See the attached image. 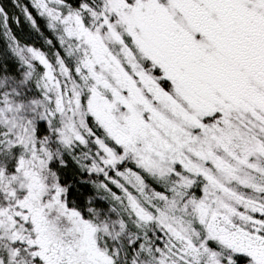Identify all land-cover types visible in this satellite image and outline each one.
<instances>
[{"label": "snow or ice", "instance_id": "obj_1", "mask_svg": "<svg viewBox=\"0 0 264 264\" xmlns=\"http://www.w3.org/2000/svg\"><path fill=\"white\" fill-rule=\"evenodd\" d=\"M0 29V264H264V0H0Z\"/></svg>", "mask_w": 264, "mask_h": 264}, {"label": "trees", "instance_id": "obj_2", "mask_svg": "<svg viewBox=\"0 0 264 264\" xmlns=\"http://www.w3.org/2000/svg\"><path fill=\"white\" fill-rule=\"evenodd\" d=\"M6 3L9 4V7H12V0H5ZM23 3H28L29 0H22ZM39 22L41 23V25L43 26L44 21L43 18H38ZM13 29L17 32V35L20 36L22 39L25 40V42H34L37 44V46H41L42 42L40 40V38L37 36L36 33H34L30 27L27 24H22L20 27H17L14 23H13ZM0 31H2V29H0ZM3 44V37L2 35H0V46H2Z\"/></svg>", "mask_w": 264, "mask_h": 264}]
</instances>
